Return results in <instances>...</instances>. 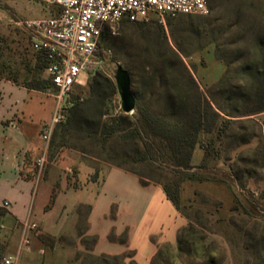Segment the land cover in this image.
Masks as SVG:
<instances>
[{"label": "rangeland", "instance_id": "374dc122", "mask_svg": "<svg viewBox=\"0 0 264 264\" xmlns=\"http://www.w3.org/2000/svg\"><path fill=\"white\" fill-rule=\"evenodd\" d=\"M206 2V16L181 14L163 20L152 16L141 25L120 23L113 28L106 26V36L101 41L102 49L97 55L99 66L96 72L82 79L83 86L76 90L83 101L79 105L80 121L74 127L80 131L87 128L99 110L97 102L101 98L106 101L103 111L107 115L103 121L121 116L118 95L109 86L114 83L113 70L117 65L128 72L131 93L137 101L145 103L152 98L154 112L169 111L172 101L168 95V81L163 76L169 48L179 54L203 94L225 76L231 85L239 86L241 80L237 70L252 61L254 42L264 38V0ZM45 3L48 4L46 10ZM53 5V0H0V76L16 75L21 84L34 78L47 79L46 71L38 70L35 66L31 33L24 22L52 17L56 10ZM45 11L49 14H43ZM95 76L99 77V86L92 87L93 93H90L92 88L89 79ZM45 92L53 91L49 89ZM251 119L252 122L244 126L248 135L256 137L247 145L235 149L233 146L229 152L225 151L220 160L209 163L206 171L210 177L222 178L231 183L249 215L229 211L231 203L225 190L220 188L221 185L186 184L184 198L193 191L205 197L202 201L199 198L193 205V208L201 207L209 212L205 240H196L200 234L193 236L195 244L191 252L183 253L176 259V253L172 250L175 247H165L161 259L155 264H208L209 257L213 259L211 264H255V255L245 250V247L250 241L249 229L256 227L258 231L264 228V113ZM133 122L136 123V119ZM84 145L88 151L85 159L91 161L96 169L121 166L151 179H158L161 174L156 166L162 160L154 163L152 168L147 164L131 162L130 158L140 148L125 144L116 147L112 142L105 148L99 144L87 145L86 142ZM156 145L159 146V143ZM60 150H52L50 158L40 170V177H43L52 162L59 160ZM69 169V175L76 173L71 167ZM82 213L85 215L84 209ZM254 233L253 237L258 242L259 235ZM12 238L0 239V264L3 258L14 253L15 239ZM202 244L205 246L202 247ZM259 244H264V241ZM22 257L23 254L18 264H25L22 263Z\"/></svg>", "mask_w": 264, "mask_h": 264}, {"label": "trees", "instance_id": "16d2710c", "mask_svg": "<svg viewBox=\"0 0 264 264\" xmlns=\"http://www.w3.org/2000/svg\"><path fill=\"white\" fill-rule=\"evenodd\" d=\"M142 23L129 24L141 25ZM105 36L106 33L103 31L96 55H100L101 41ZM252 50V61L237 70L241 80L239 86L231 85L225 80V76L203 94L179 54L169 48L163 68V76L168 81V95L172 101L169 111L156 113L153 110L152 98L143 103L137 101L133 96L135 114L121 112V116L109 117L103 121V117L107 115L103 111L106 101L101 98L97 102L99 110L95 113L94 120L89 121L87 128L82 131L75 128L74 124L80 121L79 105L83 101L80 95L76 94V90L83 85H74L68 99L71 106L66 111V120L64 123L56 125L51 133L50 152L54 148L71 149L85 157L88 155L85 142L87 145L99 144L102 148L112 142L116 147L125 144L132 148H140L130 158L133 163L147 164L149 168H152L154 163L162 160L161 164L156 166L157 170L161 172L158 179L143 177L135 171L125 170L121 166H116V168L137 176L142 186L155 184L162 188L167 200L187 222L177 232L176 243L173 246L175 248H172L176 253L174 259L183 253L188 254L195 244L193 236L197 237L200 234L196 240L199 242L205 240L209 212L204 211L201 207L193 208L196 200L200 198L202 201L205 198L198 191H193L184 198L186 184L193 186L211 183L218 187L221 185L220 188L225 190L231 203L229 211L249 215V211L230 185L231 183L222 178L210 177L206 171L209 163L220 160L225 151L229 152L233 146L235 149L247 145L256 137L246 133L244 124L252 122V117L264 113V38L257 39ZM34 52L36 68L45 70L48 65L45 54L43 51ZM0 78L38 92L52 89L48 79L34 78L21 84L16 75L0 76ZM98 78L95 76L89 79L91 88L99 86ZM109 86L117 94L115 83H111ZM89 92L93 93V88ZM133 119H136V123L133 122ZM156 143H159V146ZM196 147L202 150L203 157L198 165L193 166L191 160ZM37 171L38 168L34 163L30 175L22 173V176L26 180H33ZM96 176L97 172L94 178ZM187 210H191V212L188 213ZM3 214L4 212L1 211L0 216ZM254 232L259 235L258 242L253 237ZM252 237L254 242H252ZM108 239L111 242L117 241L120 244H126L127 231L125 230L118 237L111 232ZM249 240V245L245 247V250L255 255V264H264V244H259L264 241V228H260L258 231H256V227L249 229ZM43 241L49 246L55 242L51 238L43 239ZM96 241V237L81 239V243L87 251L92 250ZM203 246L205 245L202 244ZM165 247L171 248L169 245L159 246L151 264H155L157 260L161 259ZM75 258L79 264H137L132 251L117 256H95L90 253L77 252ZM208 260V264H211L213 259L209 257Z\"/></svg>", "mask_w": 264, "mask_h": 264}, {"label": "crops", "instance_id": "0c3cea01", "mask_svg": "<svg viewBox=\"0 0 264 264\" xmlns=\"http://www.w3.org/2000/svg\"><path fill=\"white\" fill-rule=\"evenodd\" d=\"M44 6L48 9L47 3ZM53 6L52 16L58 10ZM54 108L52 92L0 78V239L13 236L16 250L22 224L28 221L37 229L26 232L29 248L21 253L22 263L79 264L77 252L117 256L132 251L137 264H151L158 247L175 246L177 232L186 225L159 185L142 186L137 176L119 168L96 169L71 149H61L59 160L43 177L37 171L33 180L23 178L38 159L50 158L49 142L40 134ZM202 157L196 147L192 165ZM70 167L75 174L67 173ZM125 230L126 244L109 241L111 232L118 237ZM83 237L97 238L91 251L82 245ZM46 238L54 239L53 245H47Z\"/></svg>", "mask_w": 264, "mask_h": 264}, {"label": "built area", "instance_id": "2783aa9c", "mask_svg": "<svg viewBox=\"0 0 264 264\" xmlns=\"http://www.w3.org/2000/svg\"><path fill=\"white\" fill-rule=\"evenodd\" d=\"M53 4L58 8L54 16L24 22L31 33L33 50L43 51L48 61L45 71L55 108L50 123L41 128V140L47 143L54 127L66 120L74 85H83L82 79L96 72L100 63L96 51L106 26L145 22L152 16L163 20L181 14H208L206 0H53ZM44 163L42 158L36 161L39 172ZM36 229L34 223L22 224L16 251L3 258L2 264L19 263L21 253L29 248L26 232Z\"/></svg>", "mask_w": 264, "mask_h": 264}, {"label": "water", "instance_id": "95a60500", "mask_svg": "<svg viewBox=\"0 0 264 264\" xmlns=\"http://www.w3.org/2000/svg\"><path fill=\"white\" fill-rule=\"evenodd\" d=\"M113 80L116 86L121 112L124 114H132L135 109V99L131 93V81L128 72L120 65H117L113 70Z\"/></svg>", "mask_w": 264, "mask_h": 264}]
</instances>
